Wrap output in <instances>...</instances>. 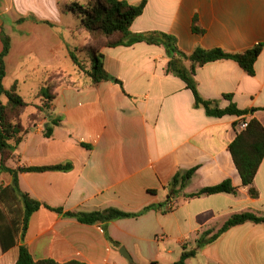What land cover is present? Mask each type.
I'll return each mask as SVG.
<instances>
[{"label":"crops","instance_id":"0c3cea01","mask_svg":"<svg viewBox=\"0 0 264 264\" xmlns=\"http://www.w3.org/2000/svg\"><path fill=\"white\" fill-rule=\"evenodd\" d=\"M123 1L138 4L142 0ZM64 2L0 1V52L5 17L11 27L3 84L8 64L14 71L10 87L15 85L17 90L28 77L18 73L31 70L27 62L45 63L42 81L34 89L38 96L46 71L57 70L59 60L64 64L68 46L55 27L65 21L69 3ZM130 30L171 34L178 49L187 54L197 46L242 52L264 44V0H145ZM101 52L105 71L120 83L104 80L58 86L46 112L30 122L7 161L10 168L71 164L68 171L18 173L20 189L42 203L29 218L24 240L32 258L130 264L119 253L122 246L133 264H171L183 248L195 247L201 232L215 233L232 214L250 210L264 215V157L253 180L258 195L251 197L228 150L241 118H256L264 127V47L255 60L253 76L231 59L210 61L196 69L202 97L216 99L220 108L230 102L239 109L256 108L242 116L221 117L195 107L185 83L166 73L168 57L162 46L137 42L102 47ZM30 104L29 115L40 103ZM56 118L60 123L45 136L44 128ZM190 169H194L192 177L174 196L177 205L168 210L169 182L177 172ZM1 175L0 184L10 182L11 175ZM225 179H230L237 194L188 196ZM44 205L64 211L117 208L140 213L107 223H82ZM0 223L4 232L0 264H15L18 243L10 244L1 215ZM186 264H264V224L245 222L226 229L198 248Z\"/></svg>","mask_w":264,"mask_h":264},{"label":"trees","instance_id":"16d2710c","mask_svg":"<svg viewBox=\"0 0 264 264\" xmlns=\"http://www.w3.org/2000/svg\"><path fill=\"white\" fill-rule=\"evenodd\" d=\"M145 6V0L138 4H129L123 0H89L87 3L80 4L74 0L71 4L65 6V11L71 13L78 22L79 28L91 35L101 36L105 41L99 44L94 50H83L79 48L67 47L71 63L84 73L82 85L86 83H97L104 80L117 79L110 76L103 66L102 47L130 46L137 42H146L148 44L160 45L164 48L168 57L166 64V73L179 77L185 86L190 89L194 98V106L202 107L208 116L221 117L226 114L242 116L247 112H253L256 108L249 110L239 109L234 103L220 108L216 99H206L202 97L197 89L195 72L199 66L219 59H231L235 61L247 74L253 76L254 63L264 44L258 43L242 52H226L221 48L205 49L195 47L189 54L184 53L176 46V39L173 35L150 30L140 33H133L130 26L134 19L139 16ZM194 30L199 32L194 26ZM2 50L0 52V175L9 174L11 180L9 183L0 184V215L3 222L7 225L10 234V244L18 243V254L15 264H85L79 261H68L59 263L53 259L34 260L24 244L28 221L32 213L38 210L42 203L31 197L28 193L22 191L18 184V173L25 171H44L60 170L68 171L71 169L70 163L57 164L51 166H20L10 168L7 161L13 156V153L30 128V122L34 121L44 109H48L53 94H50L52 84L46 83L39 90L42 95L41 106H36L35 113L30 114L26 121L22 120L23 109L27 103L22 96L16 92L15 85L5 88L3 79L6 75L5 57L10 49V36L3 30L1 32ZM85 52V59L80 58V52ZM186 61L189 65H186ZM86 62L88 65H86ZM88 66V67H87ZM62 84H76L74 82ZM77 85V84H76ZM60 86V85H58ZM54 87V86H53ZM224 98L231 99L228 94ZM45 98V99H44ZM59 119H53L48 126L44 128V135L50 136L52 125H58ZM233 163L240 176L241 183L247 187L251 197H257L258 192L253 186V180L258 167L264 157V127L256 119L248 120L247 127L238 132L233 141L228 145ZM194 173V169L183 172H177L169 182V194L166 200L174 197L182 191ZM217 193L237 194V188L232 185L230 179H225L218 184L210 185L189 194L190 198H197ZM45 207L54 210L65 217L75 218L82 223H107L115 219L134 217L138 213L121 211L117 208H106L90 212L83 211H64L61 207ZM245 222L263 223L264 215L257 214L250 210L241 211L228 217L221 227L210 235V230H204L196 240V245L190 250L182 249L178 260L171 264H186V259L195 254V251L204 244L213 241L226 229ZM1 224V223H0ZM4 232L0 228V238L4 237Z\"/></svg>","mask_w":264,"mask_h":264},{"label":"rangeland","instance_id":"374dc122","mask_svg":"<svg viewBox=\"0 0 264 264\" xmlns=\"http://www.w3.org/2000/svg\"><path fill=\"white\" fill-rule=\"evenodd\" d=\"M2 1V0H0ZM68 1V2H66ZM71 1L74 0H65L64 3H72ZM78 3L83 4L87 3L89 0H76ZM48 6V5H47ZM48 8H50L48 6ZM12 13H16L14 10H12ZM65 21H63L62 24L55 26L56 31L60 34L63 41H65V45L69 46L70 48H79L83 50H94V48L98 47L99 44L103 43L105 41V38L101 36L91 35L84 31L82 28H79L77 25V21L74 19V17L70 13H65L64 15ZM4 27H5V33L9 34L10 32V21L8 17L4 18ZM66 49V48H65ZM86 52V51H85ZM85 52H80V58L85 59L87 55H85ZM64 58V64L62 60H59L55 63V65H60L57 70H48L47 72V79L45 80L46 83L52 84L53 86L50 89V94L54 92V90L58 87V85H61L62 83H69L74 82L77 85L81 84L83 82V76L84 73L80 71L77 67H75L69 58V55L67 53ZM41 60L44 61V58ZM29 61V60H27ZM42 62V61H41ZM27 68H30L31 70L28 71H22L19 72L18 75H24L25 73L28 75L26 79H24L23 82H21L16 90V92L22 96L23 100L27 102V106L23 109L22 112V120L26 121V119L29 117V111L30 106L32 103L33 105H37V103H40L39 106L43 104L42 102V95L38 94V96H35L34 89L39 86L41 83V74L42 66L46 65L38 64L36 66V63L34 62H27ZM50 65V64H49ZM86 65L87 62H86ZM35 67V68H33ZM88 67V66H87ZM33 68V70H32ZM14 74V71L12 70V67L10 64L7 65V76L4 80V86L7 88H10V85L13 83L12 75ZM19 76V77H20ZM21 78V77H20ZM45 99V98H44ZM47 109H44L42 111L43 113L46 112ZM28 114V115H27ZM0 175V181H1Z\"/></svg>","mask_w":264,"mask_h":264},{"label":"built area","instance_id":"2783aa9c","mask_svg":"<svg viewBox=\"0 0 264 264\" xmlns=\"http://www.w3.org/2000/svg\"><path fill=\"white\" fill-rule=\"evenodd\" d=\"M248 120L245 118H241L239 122L237 123V130L238 132L244 130L247 127ZM177 205V201L175 200L174 197H170L166 201V207L168 210L173 209Z\"/></svg>","mask_w":264,"mask_h":264},{"label":"water","instance_id":"95a60500","mask_svg":"<svg viewBox=\"0 0 264 264\" xmlns=\"http://www.w3.org/2000/svg\"><path fill=\"white\" fill-rule=\"evenodd\" d=\"M119 253H120V255L123 258H125L128 261V263H130V264H133L134 263L133 260H132V258H131V256H130V254L127 252V250L124 247L121 246L119 248Z\"/></svg>","mask_w":264,"mask_h":264}]
</instances>
